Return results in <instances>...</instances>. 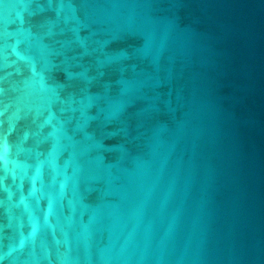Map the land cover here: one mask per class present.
<instances>
[{
	"label": "water",
	"instance_id": "95a60500",
	"mask_svg": "<svg viewBox=\"0 0 264 264\" xmlns=\"http://www.w3.org/2000/svg\"><path fill=\"white\" fill-rule=\"evenodd\" d=\"M0 264H264V0H0Z\"/></svg>",
	"mask_w": 264,
	"mask_h": 264
}]
</instances>
